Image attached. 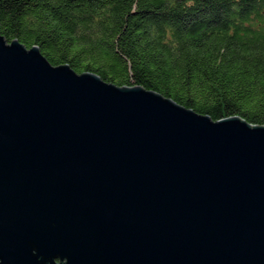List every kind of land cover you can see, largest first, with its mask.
<instances>
[{
  "label": "water",
  "instance_id": "water-1",
  "mask_svg": "<svg viewBox=\"0 0 264 264\" xmlns=\"http://www.w3.org/2000/svg\"><path fill=\"white\" fill-rule=\"evenodd\" d=\"M0 264H264V125L0 35Z\"/></svg>",
  "mask_w": 264,
  "mask_h": 264
},
{
  "label": "trees",
  "instance_id": "trees-1",
  "mask_svg": "<svg viewBox=\"0 0 264 264\" xmlns=\"http://www.w3.org/2000/svg\"><path fill=\"white\" fill-rule=\"evenodd\" d=\"M0 35L214 122L264 125V0H0Z\"/></svg>",
  "mask_w": 264,
  "mask_h": 264
}]
</instances>
